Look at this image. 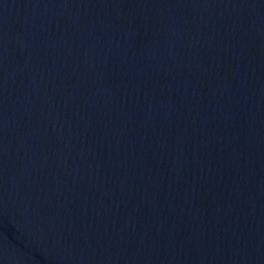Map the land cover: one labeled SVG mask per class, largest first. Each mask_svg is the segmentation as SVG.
Listing matches in <instances>:
<instances>
[{
    "label": "water",
    "instance_id": "obj_1",
    "mask_svg": "<svg viewBox=\"0 0 264 264\" xmlns=\"http://www.w3.org/2000/svg\"><path fill=\"white\" fill-rule=\"evenodd\" d=\"M0 264H264V0H0Z\"/></svg>",
    "mask_w": 264,
    "mask_h": 264
}]
</instances>
